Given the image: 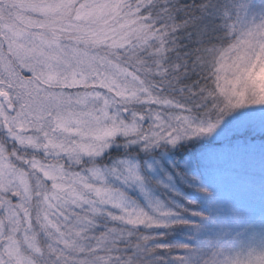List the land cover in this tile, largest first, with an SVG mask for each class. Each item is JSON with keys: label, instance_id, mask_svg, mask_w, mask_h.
<instances>
[{"label": "snow or ice", "instance_id": "snow-or-ice-1", "mask_svg": "<svg viewBox=\"0 0 264 264\" xmlns=\"http://www.w3.org/2000/svg\"><path fill=\"white\" fill-rule=\"evenodd\" d=\"M0 264H264V0H0Z\"/></svg>", "mask_w": 264, "mask_h": 264}]
</instances>
